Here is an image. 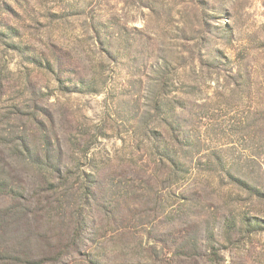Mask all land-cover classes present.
<instances>
[{
	"label": "rangeland",
	"instance_id": "1",
	"mask_svg": "<svg viewBox=\"0 0 264 264\" xmlns=\"http://www.w3.org/2000/svg\"><path fill=\"white\" fill-rule=\"evenodd\" d=\"M153 100L192 141L170 184L147 138L169 135ZM47 152L108 212L36 261V226L19 235L5 209L36 205ZM0 171L27 189L0 193V264H264V0H0ZM68 213L52 217L63 235Z\"/></svg>",
	"mask_w": 264,
	"mask_h": 264
},
{
	"label": "trees",
	"instance_id": "2",
	"mask_svg": "<svg viewBox=\"0 0 264 264\" xmlns=\"http://www.w3.org/2000/svg\"><path fill=\"white\" fill-rule=\"evenodd\" d=\"M56 80L59 83L62 82L58 74ZM79 83L81 82L77 81L71 83L72 85L70 86H72V89H70V91L77 90ZM152 108L156 113L159 111L164 114L161 121H163L166 128L165 131H167L169 135L163 133L160 134L159 137L147 136V138L150 140L152 147L158 156L155 157V161L161 175L163 176V180L167 184H170V182L172 183L183 179L189 171L190 167L188 164L191 162L189 161V157H192V154L190 153L192 150V141L189 139V135L187 134L188 131L185 127L170 111L167 113L168 109H166V106H164L161 101L153 100ZM262 134L263 132L260 133V135ZM20 141L21 143H19V145H24L26 148L30 146V142H26V137L24 140L22 139ZM173 145L176 146V148H173ZM151 155L153 156L152 153ZM32 163L37 164L36 161H32ZM44 164L45 168L47 167L50 170L47 172L53 174V176H48L43 173L41 170V168L44 167L43 165L38 167L37 173L42 175L43 180L41 183L42 187L38 192L36 205L32 208L33 210L23 208L24 212L18 214L21 206L18 203H15L13 208L5 209V212L7 215L12 216L17 214L15 216L16 219L12 224L18 228L19 235L21 233L31 234L33 224L36 226L38 232L35 234L36 236H34L36 237V241L41 240L42 242L37 244L38 247H31V250L33 252L40 251L41 254L31 255L33 257L30 258H36V261L41 259L54 261L59 260L67 249H76L77 242L80 240L82 233L85 229L90 228V210L94 208L99 210L100 213H105L107 211V199L102 196L98 197L99 190H96L92 185L89 186L87 182H85L86 185H84L85 187H83L81 192H79L78 188L74 187V185H67L68 178H70V172L65 166L60 164L59 161L57 162V159L48 152L44 156ZM221 168L222 170H225L224 165L221 166ZM228 176L235 181L243 180L245 184L250 182L246 179L244 174L235 175L228 171ZM249 184L250 188L248 190H253L257 195V186L252 183ZM26 191V187L22 188L18 184L14 185L13 183L12 185V183L8 182L0 171V193L20 199L24 196ZM261 193L264 197V191ZM67 209L70 210V213L64 218L65 220L63 219L59 221L63 228L66 227V229H64V235L66 236H64L60 231L62 228H54L55 224L52 217L55 213H61V216L65 217ZM113 217L117 218L116 215ZM114 220L115 219L111 218L112 222ZM257 220V217L247 219L245 225L247 224L248 226L257 229V226H259ZM91 226L92 229H94L93 223H91ZM261 228L264 229V227ZM25 261H28V259H25Z\"/></svg>",
	"mask_w": 264,
	"mask_h": 264
}]
</instances>
